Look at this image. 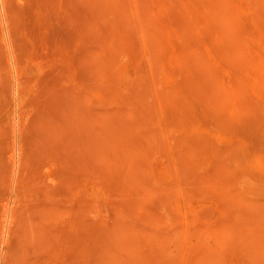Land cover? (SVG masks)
Instances as JSON below:
<instances>
[{
  "label": "rangeland",
  "instance_id": "obj_1",
  "mask_svg": "<svg viewBox=\"0 0 264 264\" xmlns=\"http://www.w3.org/2000/svg\"><path fill=\"white\" fill-rule=\"evenodd\" d=\"M0 264H264V0H0Z\"/></svg>",
  "mask_w": 264,
  "mask_h": 264
}]
</instances>
